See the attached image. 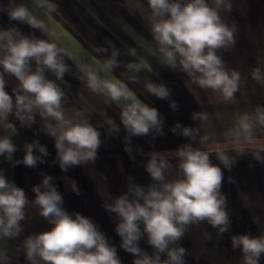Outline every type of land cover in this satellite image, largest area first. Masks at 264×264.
<instances>
[{
	"label": "crops",
	"instance_id": "0c3cea01",
	"mask_svg": "<svg viewBox=\"0 0 264 264\" xmlns=\"http://www.w3.org/2000/svg\"><path fill=\"white\" fill-rule=\"evenodd\" d=\"M207 2L216 7L214 0ZM13 3L25 4L44 22L46 30L12 21L6 11H0V29L16 27L24 36L54 42L67 53L65 62L69 71L63 80H56L50 71L46 70L45 74L65 93L66 99L62 102L65 115L81 121L86 119L100 133L101 143L94 161L63 171L55 139L49 135L46 122L38 113L30 126H21L20 121L10 115L8 122L14 125V133L0 123V138L9 137L16 147L11 159L7 154L0 155V174L22 188L28 201L19 235L0 238V253L7 257L0 264H29L23 250L25 239L51 229L52 225L35 203L33 191L38 186L41 191L47 190L43 186L46 176L52 178L51 186L62 196L63 209L73 218L77 213L88 218L108 243L116 247L122 264H133L134 257L120 247L121 239L115 231L120 217L106 206L114 204L120 196L126 195L132 200L130 189L135 186L145 192L152 184L159 186L146 170L152 153H159L170 165L165 170V182L181 178L180 161L175 153L186 145L208 152L211 162L221 168L220 192L225 197L224 209L230 224L224 233L207 221L190 224L181 240L170 247L185 248L186 264H244L243 253L240 248L232 247L231 238L264 235V126L256 119L257 110H264V78L257 81L252 76L253 70L259 68L264 77V0H224L218 8L221 21L234 28L235 43L217 50L225 69L240 74L238 91L231 101H224L218 91L199 87L179 63L171 68L161 62L151 32L152 14L147 0H51L56 9L50 12L36 8L32 0H13ZM0 4L7 8L9 0H0ZM113 46L121 52V67L115 69L111 78L127 84L144 104L158 110L163 134L152 130L148 135L131 136L129 140V133L121 122L124 102H113L87 87V71H97L105 59V54L98 53L97 49L106 47L110 53ZM130 48L136 50L135 57L127 54ZM128 63H142L143 67L134 73L127 69ZM32 67L34 70L36 65L33 63ZM4 79L6 91L11 94L12 89L18 87V81L7 73ZM148 84L164 85L169 91L168 99L148 92ZM172 102L177 105L175 110ZM77 112L83 115L77 117ZM194 114L205 118L193 119ZM245 114L251 117L254 126L251 142L242 132L237 134L238 120ZM109 120L119 131L112 128ZM177 124L180 128L174 133L172 129ZM184 127L194 130V140L182 135ZM205 136L208 139L201 144ZM33 142L44 146L48 155L43 156L34 149L33 154L40 156L43 163L30 168L18 162L23 160L26 144ZM218 151L233 160L230 168L219 160ZM257 153L260 160L255 158ZM140 247L150 255L153 252L146 236L141 239ZM38 264L43 262L38 260ZM259 264H264V254Z\"/></svg>",
	"mask_w": 264,
	"mask_h": 264
},
{
	"label": "clouds",
	"instance_id": "9594fccd",
	"mask_svg": "<svg viewBox=\"0 0 264 264\" xmlns=\"http://www.w3.org/2000/svg\"><path fill=\"white\" fill-rule=\"evenodd\" d=\"M34 6L46 11H55L51 0H32ZM216 7L207 0H147L152 14L151 32L158 45L161 62L171 68L177 63L193 82L201 88L218 91L224 101H231L238 91L240 74L224 67L217 50L235 43L234 28L221 21L218 8L224 0H214ZM230 10V5H228ZM0 11H6L9 19L26 23L32 29L46 30V25L23 3L9 0L7 8L0 4ZM98 53L105 54L97 71L89 69L86 73L87 87L93 93L106 95L113 102H124L121 110V122L131 136H145L150 131L163 134V121L156 108L144 104L136 94L120 80L113 79L116 68L121 67V52L114 46L101 47ZM127 54L135 57L137 52L130 48ZM67 53L56 43L44 39L24 36L18 28L0 29V123L16 131L8 122L14 115L21 126H30L38 113L45 120V127L55 139V149L61 170L96 159L100 146V133L86 119L76 120L65 115L62 102L65 93L53 80L48 79L45 71L52 72L56 80H63L69 71L65 62ZM33 63L36 65L33 70ZM127 69L138 73L142 63H128ZM12 75L18 81V87L11 94L6 91L4 74ZM252 76L261 81L260 69H254ZM135 79V77H132ZM147 90L160 99H168L169 91L164 85L148 84ZM14 97V99H13ZM173 110L177 108L172 102ZM83 113L77 112L80 117ZM205 118L194 114L193 119ZM257 122L264 126V110H257ZM51 121V122H49ZM108 123L116 131L119 128L111 120ZM238 132L245 134L251 142L254 126L247 114L238 120ZM180 128L177 124L172 131ZM182 135L195 139L194 130L182 129ZM202 137L200 143L207 141ZM34 149L47 156V149L38 142L26 144L22 163L34 168L40 156L33 154ZM16 147L7 136L0 138V155L7 154L11 159ZM129 151V149H126ZM242 151V150H241ZM175 155L179 158V170L182 177L165 182V170L170 168L168 161L159 153H152L146 170L153 181L159 182L145 190L140 186L131 188L133 199L120 196L112 205L106 207L120 217L116 233L121 239L120 247L134 257L133 264H186L183 247H170L177 244L186 232V226L207 221L213 228L224 233L229 217L224 209L225 197L221 194V168L214 165L209 153L186 145L179 148ZM219 160L225 167H231L233 160L218 151ZM257 160L261 157L257 153ZM50 176L43 180L45 191L34 187L35 203L41 209V215L52 225L48 231L28 236L23 244L26 260L29 264H122L114 245L86 217L76 214L75 218L62 207L63 198L50 184ZM73 189L78 192L73 184ZM142 201V202H141ZM28 203L22 188L9 183L0 174V238H15L22 231L20 222L25 219L24 208ZM146 236L147 244L153 249L148 254L141 249L140 241ZM233 248H240L244 264H259L264 254V235L250 237L238 235L231 238ZM167 257L163 259L162 257ZM6 254L0 253V261L6 260Z\"/></svg>",
	"mask_w": 264,
	"mask_h": 264
}]
</instances>
